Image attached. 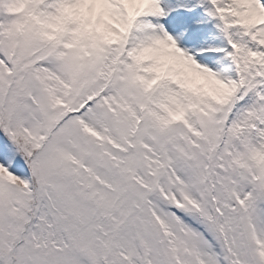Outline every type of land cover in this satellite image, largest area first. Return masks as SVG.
Wrapping results in <instances>:
<instances>
[{"label":"snow or ice","instance_id":"obj_1","mask_svg":"<svg viewBox=\"0 0 264 264\" xmlns=\"http://www.w3.org/2000/svg\"><path fill=\"white\" fill-rule=\"evenodd\" d=\"M0 264H264V0H0Z\"/></svg>","mask_w":264,"mask_h":264}]
</instances>
